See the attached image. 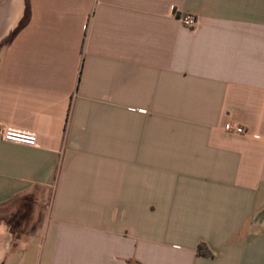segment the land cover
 Returning <instances> with one entry per match:
<instances>
[{"label":"crops","instance_id":"crops-1","mask_svg":"<svg viewBox=\"0 0 264 264\" xmlns=\"http://www.w3.org/2000/svg\"><path fill=\"white\" fill-rule=\"evenodd\" d=\"M0 125V264H264V0H0Z\"/></svg>","mask_w":264,"mask_h":264},{"label":"built area","instance_id":"built-area-1","mask_svg":"<svg viewBox=\"0 0 264 264\" xmlns=\"http://www.w3.org/2000/svg\"><path fill=\"white\" fill-rule=\"evenodd\" d=\"M180 21L187 28H194L197 24V19L189 14L180 17ZM223 129L237 135L245 133L242 128L230 124H226ZM0 141L34 148L37 146V134L30 130L0 125Z\"/></svg>","mask_w":264,"mask_h":264},{"label":"rangeland","instance_id":"rangeland-1","mask_svg":"<svg viewBox=\"0 0 264 264\" xmlns=\"http://www.w3.org/2000/svg\"><path fill=\"white\" fill-rule=\"evenodd\" d=\"M25 206L27 207L28 205H25V204H24V208H25ZM24 211H25L24 214H27V213H28L27 208H25ZM24 214H23V215H24ZM42 214H43V213H42ZM42 214H40V215L38 216V218H37L39 223L43 220V216H42ZM20 215H21V214H20ZM261 215L264 216V207H263V214H261ZM22 218H23V217H22ZM23 219H24V218H23ZM25 220H26V221H31V220H29V216H27V217L25 218ZM15 221H16V220L11 219L12 227H13V229H15V230H17V229L19 230L17 223L15 224ZM19 221H20V220H19ZM27 226H28V228H29V225H27ZM18 230H17V231H18Z\"/></svg>","mask_w":264,"mask_h":264},{"label":"trees","instance_id":"trees-1","mask_svg":"<svg viewBox=\"0 0 264 264\" xmlns=\"http://www.w3.org/2000/svg\"><path fill=\"white\" fill-rule=\"evenodd\" d=\"M28 12H29V10H28V5L26 6V10H25V20L27 19V16H28ZM24 25V21H23V23L21 24V27ZM199 252L200 253H202V250H201V248L199 249Z\"/></svg>","mask_w":264,"mask_h":264}]
</instances>
